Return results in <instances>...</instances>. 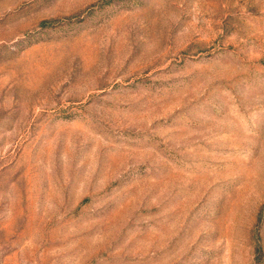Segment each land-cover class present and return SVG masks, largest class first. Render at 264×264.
<instances>
[{
    "label": "rangeland",
    "instance_id": "obj_1",
    "mask_svg": "<svg viewBox=\"0 0 264 264\" xmlns=\"http://www.w3.org/2000/svg\"><path fill=\"white\" fill-rule=\"evenodd\" d=\"M0 264H264V0H0Z\"/></svg>",
    "mask_w": 264,
    "mask_h": 264
}]
</instances>
